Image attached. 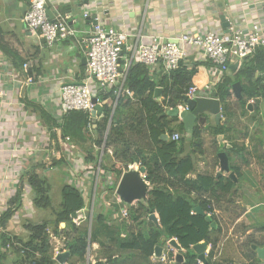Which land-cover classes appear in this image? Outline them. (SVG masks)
I'll list each match as a JSON object with an SVG mask.
<instances>
[{"label": "crops", "instance_id": "0c3cea01", "mask_svg": "<svg viewBox=\"0 0 264 264\" xmlns=\"http://www.w3.org/2000/svg\"><path fill=\"white\" fill-rule=\"evenodd\" d=\"M28 2L29 0H0V89L7 94L3 98L0 110V219L11 207V200L18 189H22L21 207L12 215L5 227L0 223V238L9 236L11 240L23 241L29 238L27 230L29 223L46 222L43 218L38 219V210L34 204L35 192L27 181L29 173L33 171L45 177L49 184L53 180L59 181L62 189L66 183L78 186L87 199L85 210L89 209L90 213L92 212L90 218L92 220L95 211L112 212L114 204L123 202L115 191L121 177L116 178L110 170L117 161L113 145L104 146L102 152L100 146L95 143L97 139L95 130L86 134L85 141L83 138L71 137L68 148L72 149L71 152L75 151L76 158H71L70 151L60 145L61 142L66 141V136L60 129L63 122L60 112L61 87L64 83L80 79L85 67L84 40L91 30V23L84 19V12L98 15L106 27L124 29L129 34V41L132 44H149L154 38H173L182 33L195 34L208 31L223 33L230 27H241L249 31L254 24H260L264 32V0H50L54 14H72L71 26L76 32L75 37L58 41L52 47H46L45 42L29 30L23 21ZM222 14L226 15V25L221 19ZM126 56L125 53L122 61ZM25 64L33 69L32 79L27 80L23 76ZM238 68L240 67L233 63L225 75H235L234 71ZM215 71L216 68L210 61L204 60L194 51L189 59L181 64L174 76L178 77V84L179 81L183 82L182 77H187L192 85H198L201 92H205L204 96L218 97V87L213 85ZM151 75L158 83L157 88L162 89L161 98L155 97L162 103L165 99L164 89L159 83L166 74L160 66ZM185 88L186 86L183 89ZM97 91L98 95L95 97L101 101L99 94L101 95L105 90ZM239 101L232 93L228 103L235 113L232 117L222 114L223 129L220 131L224 135V142L229 145L224 151L229 156L230 171L234 172L235 176L231 177L230 172L225 171L219 174L221 149L217 136L220 133L217 131L219 128L215 115L209 110L206 111L205 119H199L195 124V127L196 125L200 127V135L197 138L185 130V143L180 154L181 157L191 155L194 160L195 168L187 175L188 178L196 179L198 175H208L220 183V186L217 184L213 187L211 194L204 195L213 203L215 209L210 214L216 217L221 226L218 242L220 249L219 253L215 254V259L218 255L220 257L224 250L227 252L230 249L229 244L235 241L231 242V237H240L241 243L245 238H252L256 244L252 243L251 247L253 245L264 247V180L261 187L259 179H255V158L264 159V145L258 146V141L264 140V98L248 99L243 106ZM180 104L181 102L178 105ZM102 107L97 109V113ZM221 108L223 111L222 102ZM130 111L120 115L119 119L124 137L129 140L126 150L133 152L142 149L148 159L153 155V151H156L155 146L152 145L146 132V124H133L131 121L133 114ZM44 114L55 121L54 129L58 127V132L49 129ZM110 125L111 122L108 128ZM55 132L57 139L54 138ZM115 136L119 138V134ZM73 146L75 148H72ZM260 152H263V155L256 156ZM105 156L108 162L104 167L108 170L103 169L106 171V176H101L95 186V166L99 165L100 158L102 157L103 160ZM60 157L64 160L63 166L61 168L53 166V159ZM91 157L97 160L91 161ZM132 164L135 169L144 168L142 175L150 184L151 191L152 184L147 180V167H139L137 162ZM261 167L264 169L263 166ZM124 169L125 165L123 171ZM153 170L154 172L150 173L154 178L162 179L168 176L162 169L159 170L158 166H153ZM262 172L264 173V170ZM229 180L234 183L230 190L227 189ZM100 181L106 182L115 189L104 191L102 196H99L100 202L97 203L96 189ZM148 196L146 201H134L122 208L128 210L131 206L136 209V204L139 205L137 208H140L139 202L146 204ZM155 216L159 220L157 213ZM143 219L144 216L140 220ZM221 219L231 220L232 224L228 226L233 228L229 232L223 226ZM55 220L56 216L52 221ZM213 226H217L216 222ZM241 228L245 232L238 234ZM49 230L54 232L55 226L51 224ZM110 234L112 239L108 238L109 242L115 238L116 233L112 230ZM101 237L96 236L94 242H91L90 256L93 261H97L96 257L101 252L103 245ZM210 249L211 244H208L205 251L210 252ZM0 254L3 255L2 264H22V256L16 248L8 247V244L4 245L1 239ZM167 260L169 263L175 262L171 258ZM260 260L264 264V260Z\"/></svg>", "mask_w": 264, "mask_h": 264}, {"label": "trees", "instance_id": "16d2710c", "mask_svg": "<svg viewBox=\"0 0 264 264\" xmlns=\"http://www.w3.org/2000/svg\"><path fill=\"white\" fill-rule=\"evenodd\" d=\"M234 73L233 76L225 75L223 82L218 87L217 96L223 103V116L232 117L235 113L228 101L232 98L231 90L236 81H242L243 84L244 98L239 101L242 106L247 103L248 99L264 98V48H258ZM182 78L183 82L179 81L180 84H178L179 79L176 75H172L171 82L167 75L162 77L159 85L164 89L163 96L165 99L161 103L155 98L158 83L152 78L148 67L142 63H134L129 68L126 78V85L132 90L133 97L127 99L122 96L119 97L110 128H108V125L113 106L108 104L103 105L102 110L98 113L100 117L94 118L91 126H89V114L84 112L73 111L63 117L62 126H60L64 136L79 137L85 141L86 134H89L91 130H95L97 133L95 143L98 146L102 147L104 141L105 147L113 145L114 156L117 161L111 166L110 170L116 178L122 176L124 165L126 168L128 164L140 162L141 166L147 167V180L152 184L147 203L139 202L140 210H136L131 206L130 211L128 209L129 215L131 212L133 222L142 225L149 223V228L135 231L134 225H129L126 218L122 217L125 208H122L121 203L114 204L112 212H103L102 210L93 213L94 225L101 228L110 225L116 233L106 252L107 257L98 259L94 264H150L152 256L155 255V247L162 244L163 237H167V239L176 237L179 243L189 250L185 255V261L175 262V264H200L197 254L192 251L191 247L202 241L211 244L206 264H215L213 257L220 240L221 226L216 217L210 214L215 209L213 203L204 195L211 194L213 187H216L217 184L220 186V183L216 182L214 177L208 175H198L196 179L187 177L195 167L191 155L180 156L185 143L184 123L179 117L164 115V104L176 107L180 102H184L185 91L192 83L189 82L187 77ZM185 86L186 88L183 89ZM110 96L115 98L113 89L108 97ZM128 111L133 114L131 118L133 124H146V132L156 149L148 159L142 149H136L133 152L126 150L129 140L124 137L119 119L120 115ZM43 116L46 122L49 123V129L53 132L56 125L55 121L45 114ZM218 128L217 131L220 133L223 124L218 125ZM176 130L182 135L180 140L162 138L166 133L171 135ZM115 134H119V138ZM54 135V138L57 139L56 132ZM199 135L200 127L196 125L193 137L197 138ZM119 145L121 147H118ZM263 145L264 140L260 139L258 146ZM233 146L236 147L234 144ZM94 160L95 158L91 157V161ZM63 163L62 157L53 159V166H60L61 168ZM96 166L95 168H97ZM153 166H158V169H162L168 176L162 179L154 178L150 173L154 172ZM100 167L102 177L106 176L108 169L107 167L104 168L103 162L100 163ZM27 181L35 192V206L37 208H49L51 206L50 184L45 177L33 171L29 173ZM229 182L227 189L230 190L234 183L231 180ZM114 189V187L109 188V191ZM21 195L22 189H18L11 200V207L1 216L0 223L4 227L12 215L21 207ZM86 206L87 199L81 189L75 184L66 183L62 189L61 211L56 215L54 222L29 223L27 225L29 238L26 241L11 240L12 238L10 239L9 236H2L0 239L4 245L11 244L13 248H16V251L22 256V264H56L53 244L48 232L49 226L53 224L55 235L66 237V246L71 253L69 262L71 264H86L88 248L94 240L90 238V235L88 240V229L80 228L73 221L74 214ZM154 213L159 215L158 224L150 218V214ZM143 216L144 219L140 220ZM62 222H65L67 227L63 231L59 229ZM214 222L217 226H213ZM8 241L10 242L7 243ZM248 257V262L245 264H262V260L259 259L255 250L252 249V253ZM2 261L3 255L0 254V264L3 263Z\"/></svg>", "mask_w": 264, "mask_h": 264}, {"label": "built area", "instance_id": "2783aa9c", "mask_svg": "<svg viewBox=\"0 0 264 264\" xmlns=\"http://www.w3.org/2000/svg\"><path fill=\"white\" fill-rule=\"evenodd\" d=\"M50 0H29L28 8L23 16V21L28 29L36 33L38 37L45 42L46 47L54 46L58 41L75 37V28L71 26L72 14L53 13V18L47 14V4ZM83 17L91 23V30L85 38V55L86 63L82 77L64 83L60 91V112L64 117L73 111H80L89 114L91 126L94 118L100 117L97 113L98 106L104 104L96 98L94 91L107 88L113 89L117 95V101L110 103L115 110L120 96L128 95L133 97L132 90L126 85V78L129 68L134 63L145 64L150 73H153L157 68L162 66L163 73L172 81V75L181 67L193 54L198 53L204 60L210 61L216 68L214 73V86L219 87L225 78V74L230 70L231 65L236 63L239 67L243 62L254 54L258 48H264V32L260 24H254L249 31L241 27H230L228 31L216 33L212 31L204 33H182L178 37L165 38L157 37L149 43L132 44L129 41V34L124 29L116 27H106L100 21L98 15H92L90 12H84ZM127 54L126 59L122 61L123 56ZM28 67L24 65V70ZM31 78V77H28ZM27 78V80H28ZM32 79V78H31ZM264 80V73H263ZM198 85H191L185 91L188 99L204 96L205 92H201ZM218 91V88H217ZM233 93V91L231 90ZM6 92L0 89V110L2 107L3 98L6 97ZM161 98V97H160ZM220 99L219 97H215ZM165 112L173 107L167 104L163 105ZM180 110L185 109V104L177 105ZM111 122V121H110ZM61 129V128H60ZM54 131H59L57 127ZM168 139L180 140L181 134L174 132L173 134L166 133ZM64 141L60 143L61 147L70 151L71 158H76L75 151L68 148L71 142V137L66 136ZM105 141L100 147L103 152ZM72 148H75L73 146ZM54 153V152H53ZM103 154V153H102ZM56 155V154H54ZM102 156V155H101ZM96 166L95 186L102 176L100 163ZM137 165L141 167V163ZM134 168V164H128L123 172ZM144 177V176H143ZM116 191V190H115ZM85 208L79 210L74 216L73 221L77 223ZM123 218L129 217L127 209L123 210ZM51 242L53 244L54 259L60 252L67 249L66 237L63 235L56 236L54 232L48 230ZM175 238L177 241L178 239ZM210 245V244H209ZM11 244H8V247ZM91 245L88 248V257L90 256ZM162 260L165 261L167 256H171L172 261H175L177 250L166 242L164 246ZM166 252V253H165ZM205 256H209V251H205ZM89 259V258H88ZM89 262V260H88ZM200 264H206L199 261ZM65 264H70L69 262Z\"/></svg>", "mask_w": 264, "mask_h": 264}, {"label": "water", "instance_id": "95a60500", "mask_svg": "<svg viewBox=\"0 0 264 264\" xmlns=\"http://www.w3.org/2000/svg\"><path fill=\"white\" fill-rule=\"evenodd\" d=\"M47 14L50 18H53V11L51 8V3L47 4ZM222 21L226 22V15H221ZM226 25V24H225ZM84 63H86V58L84 59ZM23 76L27 79L28 77L33 78V69L32 67H27L25 71H23ZM26 85L24 86L25 91ZM232 91L236 99L241 100L243 98V85L240 81H237L232 86ZM162 92L161 88H157L155 91V97L159 99L161 97L160 93ZM95 102L97 98L93 99ZM185 109L180 110L177 106L171 109H168L164 115L173 117H179V119L184 123V127L187 133L193 134L196 122L205 119L206 111L209 110L211 113L215 115L216 123L221 124L222 119V108L221 101L215 97H197L194 99H188L184 96ZM100 106H98L99 108ZM114 111L111 115L110 120L112 121ZM164 139H168V135H164ZM219 146L221 152L219 153L220 158V173L222 172H230L231 177L235 176L234 172L230 171L229 164V156L226 151H224L225 147L229 145L224 142V135L220 133L217 136ZM144 172V168L135 169L131 168L128 171L122 173L120 178V182L117 186L116 193L120 197L123 202L128 204H132L134 201H146L147 195L150 191V184L145 180L142 173ZM198 210V209H197ZM75 215V214H74ZM150 218L155 221L156 224L159 223V220L156 218L155 214H150ZM65 224V222H62ZM164 242H168L169 245L173 246L177 253L175 255V261L177 263H181L185 261V255L189 251L187 248L183 247L179 241L175 238L167 239V237H163ZM208 243L206 241H202L192 245L191 249L197 254V259L202 263H207V257L205 256V250L207 249ZM90 247V246H89ZM252 248L256 251L258 257L264 260V247H258L253 245ZM164 247L162 245H157L155 247V256L161 257L163 255ZM71 253L69 250L64 252H60L56 255L55 260L56 264H65L69 261Z\"/></svg>", "mask_w": 264, "mask_h": 264}, {"label": "rangeland", "instance_id": "374dc122", "mask_svg": "<svg viewBox=\"0 0 264 264\" xmlns=\"http://www.w3.org/2000/svg\"><path fill=\"white\" fill-rule=\"evenodd\" d=\"M111 91H112V89L107 88L104 91L103 95L99 94V98H100L101 102L104 105H106L108 103H113L114 101L115 102L117 101V95H115V98L113 96L108 97V95L111 93ZM94 95H98V91L95 90L94 91ZM122 97L124 99L129 98L128 95H123ZM254 100H255V98H254ZM235 105L239 106L238 104H235ZM235 105H233V107H235ZM113 111H112V113H113ZM112 113H111V115H112ZM117 116H118V114H117ZM260 155H263V152H260V154H258V155L256 154V156H258V157H260ZM107 162H108V158L105 156L103 158V166H105L107 164ZM261 166L264 167V159L256 157L255 158V179H259L261 187H262V185H263L262 181L264 180V173L262 171L264 169ZM59 183H60L59 181L57 182L55 180L50 181L51 189H50L49 195H50V198H51V206L49 208H37L38 214H39L38 219L39 218H43L44 221L51 222L55 218V216L61 211L62 187H61V185H59ZM109 188H112V187L109 186L106 182H103V181L99 182L98 187L96 189V196H97L96 202L97 203L100 202L99 196H102V193L104 191H108L109 192ZM124 205L128 206L129 204L126 203V202H122V206H124ZM138 206H139L138 204L135 205L136 210H140L141 209V208H137ZM129 211H130V208H129ZM83 214L85 215V217H83ZM80 217L81 218H79V220L77 221V225L80 228L88 229V240H89V235H90V238L93 239V240L96 239V236H102L101 238H102V244L103 245H102V248H101V252L99 253V256L96 257V260H98L100 257H107L106 252L108 251V249L110 247L109 245L111 243V242H109L108 238L112 239V234H110V233L113 230V228L110 225H108V226L105 225V227H103V228H101V227H99L97 225H94L93 224V220L90 219L92 217V212L90 213L89 209H87L84 212H82ZM126 220L128 221L129 225H131V224L134 225V230L135 231L143 230L145 228H149L150 227L149 223H146V224L142 225L140 223L133 222V220L131 218V212H130L129 217ZM222 222H223V226L226 227V229H228L227 232H229L231 230V228H233L231 226H228L229 224H232L231 220H226V221L222 220ZM65 228H67L65 224L61 223L59 225V229L63 230ZM239 232L242 233V232H245V231L241 228V230L238 231L237 233L239 234ZM231 238H232L231 242H233L234 240L235 241L233 243L229 244L230 249L227 252L224 250L222 252V254L220 255V257L218 255L217 259H215V257H214L215 264H217V263H219V264H245V263L248 262V258H249L248 256L252 253L251 244L252 243L256 244V241H252V238H245V239L242 240V243H241L240 242L241 241L240 237H236V238L235 237H231ZM165 244H166V242L162 241L161 245H165ZM219 249H220V243H218V246H217V248L215 250V254L219 253ZM87 257H88V254L86 255V262H85L86 264H88ZM168 257H170V256H167V258ZM167 258H166L165 261H163L161 257H155V255H154L151 258L152 260H151L150 264H174L176 262L175 261V262L169 263ZM94 262H97V261H93L91 259V257H89V263H93L94 264Z\"/></svg>", "mask_w": 264, "mask_h": 264}, {"label": "flooded vegetation", "instance_id": "af4514ba", "mask_svg": "<svg viewBox=\"0 0 264 264\" xmlns=\"http://www.w3.org/2000/svg\"><path fill=\"white\" fill-rule=\"evenodd\" d=\"M166 245V244H165ZM164 253V252H163ZM170 256H171V254H170Z\"/></svg>", "mask_w": 264, "mask_h": 264}, {"label": "clouds", "instance_id": "9594fccd", "mask_svg": "<svg viewBox=\"0 0 264 264\" xmlns=\"http://www.w3.org/2000/svg\"><path fill=\"white\" fill-rule=\"evenodd\" d=\"M117 189V188H116ZM90 246V245H89ZM69 262V261H68Z\"/></svg>", "mask_w": 264, "mask_h": 264}]
</instances>
